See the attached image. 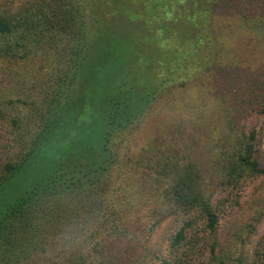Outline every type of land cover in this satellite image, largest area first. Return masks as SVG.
I'll list each match as a JSON object with an SVG mask.
<instances>
[{"label": "trees", "instance_id": "16d2710c", "mask_svg": "<svg viewBox=\"0 0 264 264\" xmlns=\"http://www.w3.org/2000/svg\"><path fill=\"white\" fill-rule=\"evenodd\" d=\"M124 1L26 0L0 12V58L35 66L45 75L44 86L31 101L35 106L29 115L34 119H16L12 141H8L16 151L4 154L0 161V264H56L75 241L74 220L86 216V208L78 209V204L88 201L92 208L94 204L102 206V216L123 228V212L131 210L126 197L137 200L142 196L135 190H122L121 181L111 179L119 165L115 148L120 138L129 149L137 144L134 129L165 90L166 80L156 67L167 71L162 58L174 64V70L184 60L191 61L182 47L175 46L174 52L165 44L163 56L159 54L157 62H150V52L137 45L141 38L134 16L122 10ZM212 1L216 0H156L150 6L162 15L161 29L170 21L174 29L180 23L194 24L190 20L196 4ZM228 1L233 9L241 7L240 1ZM173 4L177 6L172 11L175 17L170 12ZM207 41L212 49L213 36ZM215 56L211 52L210 58ZM185 85L182 79L177 86L182 89ZM199 121H203L202 115ZM255 139L252 130L246 142L239 144L236 157L231 154L226 165L217 169L219 183L238 180L244 172L264 177V166L254 156ZM151 143L136 148L140 154L136 162H144L137 168L154 184V197L160 202L167 200L175 213L164 231L161 253L166 251L168 256L161 254L158 261L149 256L139 264H199L203 258L207 264H264V239L248 248L253 225L220 237L219 207L213 202L212 185L204 179L201 166L190 161L179 165L173 179L156 178L158 159L153 164L146 162L159 156H151ZM177 161L165 159L164 167H174ZM27 174L33 175L32 180L19 191L18 182ZM260 202L264 204V198ZM160 209L164 218L171 214ZM79 245L74 247L81 250L78 264H86L89 256ZM98 256L88 259L103 264L106 257L99 260ZM64 263H70L69 257Z\"/></svg>", "mask_w": 264, "mask_h": 264}, {"label": "rangeland", "instance_id": "374dc122", "mask_svg": "<svg viewBox=\"0 0 264 264\" xmlns=\"http://www.w3.org/2000/svg\"><path fill=\"white\" fill-rule=\"evenodd\" d=\"M25 1L0 0V12L14 9ZM154 1L122 2V10L132 14L133 24L139 26L137 31L142 43L139 41L138 47L149 51L154 57L150 56L149 61L155 63L160 59L159 54L163 56L162 46H172L174 52L175 46H179L190 54L191 62L184 60L174 70V64L162 58L167 71L156 67L161 78L166 80L165 90L134 129L138 132L137 144L133 143L129 149L120 138L115 148L119 165L110 175L111 179L120 180L122 190H135L142 196L137 200L126 197L127 207L131 210L123 212V228L114 226L110 218L102 216V206L97 208L94 204L92 208L88 201L78 204V209L86 208V216L84 219L77 216L74 220L75 241L59 256L56 264H66V257L70 259L69 264H78L77 254L81 250L74 247L79 242V246L85 248V255L90 257L99 253V260L106 257L103 264H139L142 258L148 259L149 256L150 260L158 261L165 247L164 231L171 226L175 210L167 200L160 202L157 196L154 197V184L143 178L141 168H137V164L144 162H136L140 155L136 148L149 141L154 150L151 156L156 158L159 154L152 162L148 161L151 157L146 160L153 164L158 159L156 178L171 180L179 165L183 167L190 161L201 166L204 179L212 185L213 202L219 207L218 232L221 238L228 236L233 229L248 230L245 226L251 224L254 229L250 232L248 248L251 250L264 239V204L260 202L264 198V177L244 172L238 180H226L222 184L217 170L226 165L231 154L236 157L239 144L246 142L252 130L256 132L254 156L264 166V0H237L241 3L238 9L231 8L228 0L196 4L195 16L190 20L195 23H180L175 30L169 25L172 21L160 28L162 15L150 6ZM175 7L173 4L170 12H175ZM127 29L130 30L131 26ZM209 35L215 42L212 49L207 44ZM210 51L216 59L210 58ZM39 72L35 66L0 58V161L6 156L4 154L16 151L13 142H8L12 141L16 119L24 118L28 122L34 119L29 115L35 106L31 101L37 98L45 83V75ZM182 79L186 85L179 89L177 85ZM200 115L202 122L199 121ZM134 152L138 153L134 155ZM165 159L178 160L175 168L164 167ZM32 177L27 174L22 183L18 182L19 191ZM160 208L168 209L171 214L164 218ZM98 227L102 228L98 230ZM163 253L168 256L166 251ZM88 258L86 264H95ZM198 262L207 264L205 258Z\"/></svg>", "mask_w": 264, "mask_h": 264}]
</instances>
